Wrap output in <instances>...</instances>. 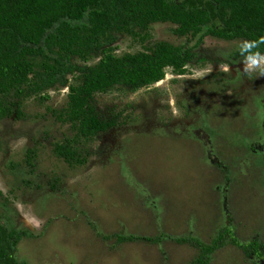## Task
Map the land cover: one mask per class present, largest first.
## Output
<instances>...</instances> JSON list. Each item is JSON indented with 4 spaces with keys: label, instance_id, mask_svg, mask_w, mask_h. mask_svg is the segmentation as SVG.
Listing matches in <instances>:
<instances>
[{
    "label": "rangeland",
    "instance_id": "1",
    "mask_svg": "<svg viewBox=\"0 0 264 264\" xmlns=\"http://www.w3.org/2000/svg\"><path fill=\"white\" fill-rule=\"evenodd\" d=\"M158 40L191 48L197 41L177 38L169 24H155L147 43ZM242 44L205 36L190 48L193 58L184 77L168 71L150 88L99 97L101 115L109 118L119 110L121 119L129 116L131 122L100 134L82 167L70 168L43 149L59 135L53 122L41 119L43 107L30 106L23 120H0V218L36 234L19 239L16 260L195 264L197 249L172 237L191 236L210 244L226 226L227 214L239 243H264V172L257 163L261 156L251 150L264 137V108L262 126L253 131L258 99L245 101L251 90L253 96L264 92V57L235 60L240 66L236 74L228 68L222 79L214 71L226 69L220 59L230 60ZM114 48L122 54L141 47L130 37H119ZM249 65L256 68V77L234 95ZM206 93L214 95V105L207 109L206 103L213 101L202 97ZM50 97L48 105L61 106V94L51 92ZM192 126L201 129L193 133ZM241 137L246 148L240 149ZM32 146L37 151L31 167L24 157ZM239 150L242 157L231 156ZM117 235L133 239L116 242ZM151 237L162 240L151 242ZM231 239L230 234L225 237L208 264H258Z\"/></svg>",
    "mask_w": 264,
    "mask_h": 264
},
{
    "label": "trees",
    "instance_id": "2",
    "mask_svg": "<svg viewBox=\"0 0 264 264\" xmlns=\"http://www.w3.org/2000/svg\"><path fill=\"white\" fill-rule=\"evenodd\" d=\"M155 24H169L177 38L196 39L192 48L211 36L243 41L240 56L264 55V0H0V120H23L30 106L43 107L41 119L53 122L60 135L43 149L70 168L84 166L100 134L131 122L129 116L121 119L119 110L109 118L101 115L99 97L148 88L168 71L185 73L191 47L147 43ZM119 37H130L141 48L116 54ZM51 92L62 95L60 107L48 105ZM36 151L35 146L25 151L31 167ZM226 221L210 244L191 236L172 238L197 249L195 264H208L229 234L246 258L264 262V243H239L228 214ZM25 236L36 234L0 218V264H24L15 250ZM132 239L116 236V242Z\"/></svg>",
    "mask_w": 264,
    "mask_h": 264
},
{
    "label": "flooded vegetation",
    "instance_id": "3",
    "mask_svg": "<svg viewBox=\"0 0 264 264\" xmlns=\"http://www.w3.org/2000/svg\"><path fill=\"white\" fill-rule=\"evenodd\" d=\"M211 37V36H210ZM212 38H214V37H212ZM186 48V47H185ZM237 51H238V49H236L232 54H230L228 57L230 58V60H222V59H220L221 60V63H223V64H226L227 66V68L226 69H222V68H220L219 66H218V68L216 69V70H214L215 72H216V74H215V76L216 77H218L219 79L221 78H223V77H225V76H227V71H228V68H229V71L230 72H234L235 74H236V72H237V69L240 67L238 64L239 63H235V60H240V59H243V58H255V57H259V56H255V57H243V56H240V55H238L237 54ZM261 57H264V55H260ZM193 58V51L190 49V55H189V58H188V61H187V63H186V65H185V69H186V67H187V65L189 64V62L191 61V59ZM233 66H235L236 68H234ZM228 71V72H229ZM257 71H258V69H257ZM185 74V73H184ZM184 74H181V75H175V74H172L171 73V75L173 76V77H176V78H180V77H184L183 75ZM244 77H245V79L243 80L242 79V82H241V87L240 88H238V84L236 85V86H234V87H236L235 89H233L232 90V93L234 94V95H236L239 91H241V90H243L244 88H247V87H245V85H247V86H250L252 83H253V79L256 77V68H253V69H251L250 71H247V73H246V75H244ZM243 78V77H242ZM159 83V82H158ZM154 85H156V84H154ZM154 85H152V86H154ZM152 86H150V87H152ZM150 87H148V88H150ZM262 88H264V87H262ZM250 92H252V90L250 91ZM250 92L249 93H245V101L247 100V99H251L252 97L254 98V99H258V101L257 102H255V100L253 101V102H255L254 104H255V110L256 111H259V112H257V113H255V115H256V117H255V119H256V122L253 124V127H252V129H253V131L257 128V127H259L258 125H261V118H262V116L260 117V114L262 113L261 112V109H260V107L262 108H264V92H260V94H258L257 93V95H255V96H253V95H251L250 94ZM221 93V96L223 97V98H225V99H227L228 97H227V95H226V93L225 92H220ZM218 94H219V92H218ZM263 94V95H262ZM216 97H218V95H215ZM202 97L203 98H205L206 99V101H208V99L211 97L212 98V100L211 101H213V103L211 104V105H209V104H207L206 103V106H205V108L207 109L208 107H210V106H213L214 105V95L213 94H211L210 93V97H209V95L206 93V94H203L202 95ZM232 98V97H231ZM245 101L243 102L244 104H246L245 103ZM254 104H253V108H254ZM208 105V106H207ZM257 105L259 106V107H257ZM204 111V110H203ZM203 111H199V114H200V118L202 119V121H205L206 122V120L204 119V116H203ZM264 118V117H263ZM173 126V125H172ZM171 126V127H172ZM262 126V125H261ZM189 128V127H188ZM201 128L200 127H194V126H192V131H193V133H194V131H199ZM252 131V132H253ZM252 134V133H251ZM258 143L260 144V145H258V144H256V145H258V148H256V150L254 149V148H251V150L253 151V153L254 154H256V155H260L261 156V158H260V160H258L257 161V163L258 162H260V164L262 165V166H260L261 167V170H262V172H264V137L263 138H260L259 137V141H258ZM246 145H247V143L244 141V139H243V137H241V141H240V149L243 147V148H246ZM235 152V151H234ZM233 155H235L236 157H242V155H241V153H240V150H239V155H238V153H236L235 152V154H231V156H233ZM238 155V156H237ZM208 157L210 158V155H208ZM257 157H259V156H257Z\"/></svg>",
    "mask_w": 264,
    "mask_h": 264
},
{
    "label": "clouds",
    "instance_id": "4",
    "mask_svg": "<svg viewBox=\"0 0 264 264\" xmlns=\"http://www.w3.org/2000/svg\"><path fill=\"white\" fill-rule=\"evenodd\" d=\"M249 69H250V70L252 69V66H251V65H249Z\"/></svg>",
    "mask_w": 264,
    "mask_h": 264
}]
</instances>
